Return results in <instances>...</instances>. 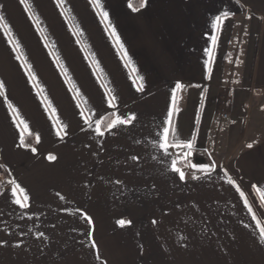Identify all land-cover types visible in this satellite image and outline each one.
Listing matches in <instances>:
<instances>
[{"label":"crops","instance_id":"obj_1","mask_svg":"<svg viewBox=\"0 0 264 264\" xmlns=\"http://www.w3.org/2000/svg\"><path fill=\"white\" fill-rule=\"evenodd\" d=\"M0 85V264H264V0H0Z\"/></svg>","mask_w":264,"mask_h":264},{"label":"snow or ice","instance_id":"obj_2","mask_svg":"<svg viewBox=\"0 0 264 264\" xmlns=\"http://www.w3.org/2000/svg\"><path fill=\"white\" fill-rule=\"evenodd\" d=\"M21 2L23 3L24 0H21ZM129 6L131 7V4ZM141 7H144V0H141ZM104 16H105V18H107V13H104ZM213 39H215V37ZM206 51H208V50H206ZM2 87H3V85H0V88H2ZM179 87H180V85L177 84V88H179ZM169 116H171V111H169ZM134 118H135L134 116H130L128 119H124V120H121V119L117 118L116 120L112 121V123L109 124V129L115 127L117 124H129V123H131V120L134 119ZM169 123H170V121H169ZM97 131L99 132V128L97 129ZM164 131H165L164 143H162L160 145L161 148H166V145H167V132H168V129H165ZM187 146H189V147L191 146L190 142H189V144ZM249 147H251V145H249ZM33 151H35V149H33ZM49 159H55V157L49 156ZM133 159H136V157H133ZM204 167H207V166H204ZM173 170L179 172L181 180H183L185 178L184 177V173L180 172L179 169H176L174 167ZM15 192H16V189H13V193L14 194H15ZM15 203L20 204L21 201L19 199H17L15 201ZM21 206L26 207V204L25 205H21ZM88 222L91 223L90 218H88ZM118 223L123 225V224H126V223H130V221L120 220V221H118ZM261 239H262V241H264V230L261 231Z\"/></svg>","mask_w":264,"mask_h":264},{"label":"rangeland","instance_id":"obj_3","mask_svg":"<svg viewBox=\"0 0 264 264\" xmlns=\"http://www.w3.org/2000/svg\"><path fill=\"white\" fill-rule=\"evenodd\" d=\"M261 108L262 112L260 113L259 120L257 123H255L256 125L252 124L250 132H248L246 139L242 143V147L248 145V143H251L264 137V104L263 106L261 105ZM213 163H215V160H213ZM204 166H206V164H204Z\"/></svg>","mask_w":264,"mask_h":264},{"label":"trees","instance_id":"obj_4","mask_svg":"<svg viewBox=\"0 0 264 264\" xmlns=\"http://www.w3.org/2000/svg\"><path fill=\"white\" fill-rule=\"evenodd\" d=\"M108 121H109V118L103 119L102 126L105 127L107 125ZM31 141H32V138H30V137L24 138V140H23V142L25 144H30V145L32 144ZM178 165H180V164L178 163Z\"/></svg>","mask_w":264,"mask_h":264},{"label":"built area","instance_id":"obj_5","mask_svg":"<svg viewBox=\"0 0 264 264\" xmlns=\"http://www.w3.org/2000/svg\"><path fill=\"white\" fill-rule=\"evenodd\" d=\"M220 116H222V118H227L228 114L224 109H221Z\"/></svg>","mask_w":264,"mask_h":264}]
</instances>
